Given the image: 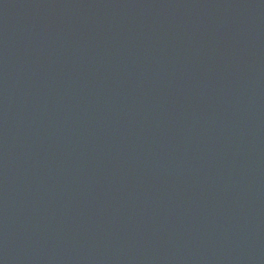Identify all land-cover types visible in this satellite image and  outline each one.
<instances>
[{"label": "water", "instance_id": "1", "mask_svg": "<svg viewBox=\"0 0 264 264\" xmlns=\"http://www.w3.org/2000/svg\"><path fill=\"white\" fill-rule=\"evenodd\" d=\"M0 264H264V0H0Z\"/></svg>", "mask_w": 264, "mask_h": 264}]
</instances>
